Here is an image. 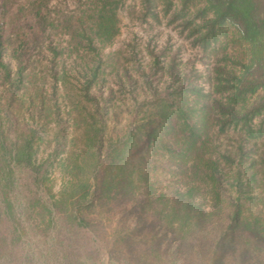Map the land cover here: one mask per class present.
Segmentation results:
<instances>
[{"label":"trees","instance_id":"obj_1","mask_svg":"<svg viewBox=\"0 0 264 264\" xmlns=\"http://www.w3.org/2000/svg\"><path fill=\"white\" fill-rule=\"evenodd\" d=\"M73 1V13L54 14L52 0H0V58L4 37H12L18 60L13 76L5 66L7 94L0 95V264H82L80 240L96 241L101 220L93 214L112 202L127 203L136 217L113 233L127 246L128 264H158L164 234L172 264H264V0L132 4L143 20L179 27L209 62L200 72L151 51L136 79L148 93L117 137L105 136L108 110L90 89L103 62L99 49L118 35L127 0ZM59 32L70 36L68 46L55 43ZM67 48L97 58L84 80L53 68ZM35 53L53 63V91L47 96L41 77L19 96ZM131 77L125 68L121 87ZM51 122L55 146L39 158ZM70 125L82 145L60 159L69 175L55 189L52 170Z\"/></svg>","mask_w":264,"mask_h":264},{"label":"rangeland","instance_id":"obj_2","mask_svg":"<svg viewBox=\"0 0 264 264\" xmlns=\"http://www.w3.org/2000/svg\"><path fill=\"white\" fill-rule=\"evenodd\" d=\"M24 3L26 0H18ZM139 4V0H127L124 8L119 11V33L114 40L99 49V57L103 60L99 68V77L97 82L90 89L91 94L102 97L103 105L106 106L108 114L105 116V136L117 137L121 136L124 129L127 128L128 122L133 118L132 113L136 108V104L143 100V96L148 92L144 91L142 84L136 83L139 79L138 68L146 67L152 60V53L158 54L165 51L166 59L174 57L175 60L183 62L186 67L194 66L195 70L203 71L206 69L208 59L204 57L202 52L191 45L184 34L180 32V28L174 24L168 25L166 21L157 23L150 18L143 20L139 9L136 10L132 4ZM52 4L57 8L56 13L71 14L75 11V3L73 0H52ZM60 13V14H61ZM4 51L0 58V95L7 94L8 81L5 79V69L7 68L13 76L18 68V60L13 55L15 42L12 37H4ZM55 43L59 42L61 46H68L70 36L59 32L53 36ZM86 51H69L63 55L58 64H54L53 68L62 71L64 67L71 73L70 75L84 80V76L89 74V69L95 67L96 57ZM53 63H49L42 55L35 53L32 62L28 68L30 76L25 79L24 84L20 86L19 96L25 92V83L41 84V77H46L48 83L45 86V93L50 96L53 89L50 87V75ZM6 66V68H5ZM129 69L131 83L121 87L119 78L123 74L124 69ZM71 77V80H73ZM154 84L161 83L158 76L151 77ZM32 85V84H31ZM33 88V86H32ZM112 89V90H111ZM59 104L61 105L62 116L66 114V99L64 98V89L60 82V88L55 93ZM24 110V107H23ZM71 124V123H69ZM56 126L54 122L47 125V131L43 133V140L39 142L38 157L42 158L52 152L55 146L54 135ZM67 143L65 151L57 158L55 166L52 170L55 189L61 187L64 177L68 176L67 168L59 163L60 159L66 157L72 150L78 149L82 144L76 142L75 136L78 131L73 126L67 128ZM74 138V139H73ZM102 210V212H100ZM130 211V207L126 203L112 202L111 205L97 207V212L93 214L94 218L101 220L97 222L95 227L96 241L91 240L89 235L83 236L80 240L82 251L78 257L83 261L82 264H128L130 253L127 246L121 241L117 242L113 233L114 230H123L135 223V214ZM161 248L163 250L162 259L158 264H172L171 246L172 240L169 235H162ZM19 260H13L8 264H18ZM21 264H30L23 262ZM38 264H61L60 261L50 259ZM65 264H69V261ZM79 264V263H74Z\"/></svg>","mask_w":264,"mask_h":264}]
</instances>
